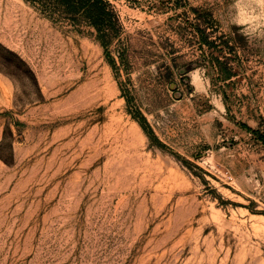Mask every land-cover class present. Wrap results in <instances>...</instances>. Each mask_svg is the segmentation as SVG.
I'll return each mask as SVG.
<instances>
[{
	"label": "rangeland",
	"instance_id": "obj_1",
	"mask_svg": "<svg viewBox=\"0 0 264 264\" xmlns=\"http://www.w3.org/2000/svg\"><path fill=\"white\" fill-rule=\"evenodd\" d=\"M114 3L115 67L0 0V264H264V0Z\"/></svg>",
	"mask_w": 264,
	"mask_h": 264
},
{
	"label": "trees",
	"instance_id": "obj_2",
	"mask_svg": "<svg viewBox=\"0 0 264 264\" xmlns=\"http://www.w3.org/2000/svg\"><path fill=\"white\" fill-rule=\"evenodd\" d=\"M34 6L42 15L50 18L54 22L65 23L80 30L82 27L89 29V33L94 36L103 46L108 59L112 66L115 67V61L109 53V46L119 39L123 31V24L114 0H25ZM133 1V0H129ZM170 1V0H167ZM176 6H183L186 0H173ZM194 13L197 23L195 25L196 31L200 35L202 44H209V46H217L214 40L210 39V35L205 31L207 28L218 26L217 21L212 19V13L205 9H195L190 7ZM205 24V25H204ZM223 36V35H222ZM222 39V37H220ZM228 37L223 39L224 45L229 51H235L236 45L232 43ZM123 60V55L120 53ZM219 60V59H218ZM127 110L131 116L140 124L146 135L152 140L156 141L158 145L164 146L159 141L154 130L149 124L146 116L141 109L133 102L129 94L123 93ZM245 128L253 132L258 140L264 144V131L259 128H253L243 123ZM187 162V161H186Z\"/></svg>",
	"mask_w": 264,
	"mask_h": 264
}]
</instances>
